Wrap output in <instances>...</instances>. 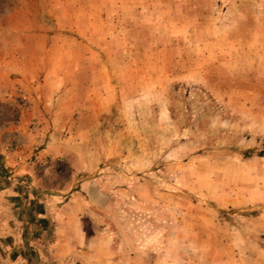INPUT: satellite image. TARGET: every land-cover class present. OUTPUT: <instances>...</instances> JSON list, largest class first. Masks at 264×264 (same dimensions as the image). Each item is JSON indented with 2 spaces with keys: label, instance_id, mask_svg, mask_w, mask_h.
I'll return each mask as SVG.
<instances>
[{
  "label": "rangeland",
  "instance_id": "1",
  "mask_svg": "<svg viewBox=\"0 0 264 264\" xmlns=\"http://www.w3.org/2000/svg\"><path fill=\"white\" fill-rule=\"evenodd\" d=\"M0 135L12 264H57L27 248L72 197L107 264H264V0H2Z\"/></svg>",
  "mask_w": 264,
  "mask_h": 264
},
{
  "label": "crops",
  "instance_id": "2",
  "mask_svg": "<svg viewBox=\"0 0 264 264\" xmlns=\"http://www.w3.org/2000/svg\"><path fill=\"white\" fill-rule=\"evenodd\" d=\"M1 137L0 135V261L2 264H12L9 260V254L18 253L20 258L23 257L21 256L23 255V248L19 243H23L24 240L27 241L26 237L30 233L28 225H31L30 221L33 220V218H24L21 214L23 212L19 208L20 204L24 203L27 198L23 181L18 183L16 178L25 176L21 180H27L26 177H31L33 171L32 166L27 162L28 154L25 153V149L7 152ZM38 141L39 139L34 137L25 139L26 146ZM46 155L58 156L64 154L52 152L50 145H47L38 152L37 157ZM74 201H76L75 197L68 199L62 208V210L66 209L65 213H62L61 210L49 216L53 226V239L50 244L42 249L41 241L37 239L36 243L31 242V245L34 243L35 246L30 249L27 248V250L38 255L39 259L44 256L46 261L57 264H107L108 251L101 252L100 256H93L94 251L88 252L86 250L89 248L85 250V245H81L84 244L86 235L79 214L70 211V205L75 203ZM37 216L36 222L43 221L47 217L44 214H38ZM40 225L42 231L44 227L42 224ZM87 252L88 255H85ZM24 256L26 257L25 254ZM25 259L26 261H24ZM25 259L18 262V264H27L29 258L26 257Z\"/></svg>",
  "mask_w": 264,
  "mask_h": 264
},
{
  "label": "trees",
  "instance_id": "3",
  "mask_svg": "<svg viewBox=\"0 0 264 264\" xmlns=\"http://www.w3.org/2000/svg\"><path fill=\"white\" fill-rule=\"evenodd\" d=\"M1 6H2V0H0V8H1Z\"/></svg>",
  "mask_w": 264,
  "mask_h": 264
}]
</instances>
